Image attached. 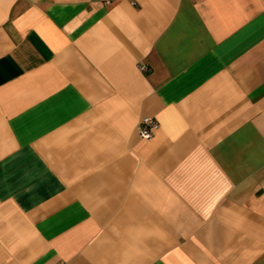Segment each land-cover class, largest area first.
Here are the masks:
<instances>
[{
	"label": "crops",
	"instance_id": "1",
	"mask_svg": "<svg viewBox=\"0 0 264 264\" xmlns=\"http://www.w3.org/2000/svg\"><path fill=\"white\" fill-rule=\"evenodd\" d=\"M59 261L264 264V0H0V264Z\"/></svg>",
	"mask_w": 264,
	"mask_h": 264
},
{
	"label": "built area",
	"instance_id": "2",
	"mask_svg": "<svg viewBox=\"0 0 264 264\" xmlns=\"http://www.w3.org/2000/svg\"><path fill=\"white\" fill-rule=\"evenodd\" d=\"M139 70L146 71L147 65L144 63H140L138 65ZM159 127V124L157 121L150 116H145L141 118L137 124V132L140 137L144 139H150L153 135V130L157 129ZM56 264H66L64 261H59Z\"/></svg>",
	"mask_w": 264,
	"mask_h": 264
}]
</instances>
